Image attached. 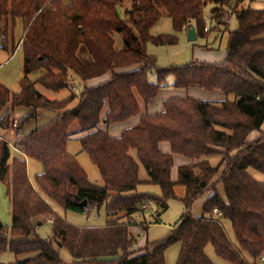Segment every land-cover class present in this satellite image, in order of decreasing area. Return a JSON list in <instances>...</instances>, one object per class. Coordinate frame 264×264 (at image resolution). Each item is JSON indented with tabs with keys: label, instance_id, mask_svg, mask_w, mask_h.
I'll use <instances>...</instances> for the list:
<instances>
[{
	"label": "trees",
	"instance_id": "obj_1",
	"mask_svg": "<svg viewBox=\"0 0 264 264\" xmlns=\"http://www.w3.org/2000/svg\"><path fill=\"white\" fill-rule=\"evenodd\" d=\"M125 1L0 0V20L6 23L0 47L7 49L6 34L13 36L16 21L24 31L20 91L11 92L0 82V130H12L19 149L13 155L9 142L0 138V182L6 187L11 213L10 226L0 221V253L25 255L9 264H166V250L179 244L175 264H214L205 253L211 245L214 254L230 264H264L260 261L264 258V183L250 174L254 169L264 175V7H238L242 0L231 11L229 0H128L129 8L121 13ZM207 5L216 23L224 19L229 25L233 15L238 20V27L228 33L225 60L157 67L147 45L177 44L176 34L192 22L198 37H203ZM165 16L175 34L153 35L152 28ZM81 45L92 63L79 59ZM128 66L137 67L115 72ZM35 71L41 75L31 81L28 76ZM151 72L154 81L149 79ZM108 73V81L85 85ZM169 77L174 89L219 91L226 99L174 96L164 102L163 111L141 114V102L146 106L153 101L169 86ZM36 84L55 92L68 88L70 93L62 100H50ZM105 105L103 125L137 115L139 122L113 137L99 127ZM18 108L28 112L16 119ZM41 110L55 117L20 135ZM252 132L258 136L249 140ZM72 134H80V151L87 154L103 183L91 182L76 155L67 150ZM162 144L169 145V153L162 151ZM175 155L192 162L179 166L173 181ZM213 157H219L218 163L211 164ZM26 158L43 167L34 184ZM139 163L147 171L146 181L139 178ZM144 183L158 186L161 195L138 192ZM176 186L184 187L179 219L163 239L147 242L132 256L136 239L129 224L118 222L119 213L131 215L156 203L160 216L168 209L167 202L177 199ZM203 195L198 217L191 208ZM49 202L79 214L104 207L106 222L98 227L74 225ZM38 217L49 219L50 236L38 234L43 225L35 221ZM222 220L231 223L235 243ZM63 248L72 262L60 258Z\"/></svg>",
	"mask_w": 264,
	"mask_h": 264
},
{
	"label": "rangeland",
	"instance_id": "obj_2",
	"mask_svg": "<svg viewBox=\"0 0 264 264\" xmlns=\"http://www.w3.org/2000/svg\"><path fill=\"white\" fill-rule=\"evenodd\" d=\"M65 3H68L69 0H63ZM239 0H229V11L233 9L236 3ZM247 7L250 6L252 8L260 9L264 7V3L262 0H242L238 7ZM129 8L128 0H126L121 8V13L125 12ZM210 5H207L204 9V16H205V28H204V36L198 37L196 41H189L187 39V30L188 26L183 29V31L176 34L177 36V44L172 45H147V53L148 55H152L156 58V65L159 68L162 67H169V66H179L190 61H200V62H207V63H215L213 61H223L225 58L226 53V46L228 40V33L230 30L236 29L238 27V20L235 15L231 16L229 25H227L224 19L220 20V23H216L210 18ZM17 24L15 25L13 36H10V32L6 34L7 40V49H2L0 47V82L7 86L13 92L20 91V80L24 76L23 71V63L24 57L22 52V37L24 34L22 23L18 20L16 21ZM5 21L0 20V46H2V38H3V31L5 29ZM194 27V22L191 23ZM207 28V31L205 30ZM10 29V27H9ZM197 32V31H196ZM151 33L153 35L157 34H175L173 32V28L168 17H162L152 28ZM198 36V34H197ZM13 38V39H12ZM14 42V43H13ZM116 42L119 44V38H116ZM15 50V52H14ZM79 59L86 64L88 59H90V55L86 51L84 45L79 47L78 51ZM41 75L40 71H35L31 73L28 77L31 81H35ZM149 79L151 81L155 80V73L151 72L148 74ZM172 81V77H169L168 82ZM36 89L45 95L50 100H62L69 95V89H61L59 91H51L43 88L41 85L36 84ZM80 90H76V94H79ZM233 99V96H230ZM28 112L26 108H18L16 110L15 117H20ZM55 117L54 113L51 111H39V115L30 120L25 126L23 127L21 134H26L31 130L45 124L46 122L52 120ZM264 130V123L262 129ZM13 139L16 140V134L12 130L7 131ZM77 135H71L70 140L67 142V150L75 154L84 168L85 172L87 173L89 180L93 183L100 184L103 181L100 179V174L97 168L90 162L87 154L85 152H81V145L77 137ZM19 136V135H18ZM17 136V137H18ZM12 139L9 141L11 143L12 154L16 155L19 149L17 148L15 143H12ZM17 151V152H16ZM131 155L137 160L136 154L134 152ZM27 170H28V177L30 181L33 183L35 182V174L41 172L40 167L42 166L40 162L34 159H27ZM211 164H216L219 161V157H213L211 160ZM43 168V167H42ZM139 178L142 181L148 180L147 171L144 167L139 163ZM250 174L257 180L258 182L264 183V175L260 172L255 171L254 169H250ZM138 192L144 193H151L156 196L161 195V191L158 186L151 185V184H142L139 185L137 188ZM176 195L178 197L184 196V187L177 186L176 187ZM8 196L6 195V187L3 183L0 182V221L10 226L11 224V213L9 207ZM53 204L57 209L60 207L53 202ZM169 208L160 216V223L161 224H154L153 221L150 220L151 225L148 226L147 230L145 231L141 225L135 226L133 232L137 230V233L134 234L137 243H146L148 242H155L163 239L170 231L171 226L178 220L180 215L184 210V206L179 199L169 200L168 202ZM151 206L148 205L147 208L143 209V211H150L152 214L154 213L157 216V210L159 209L156 203H151ZM143 207V206H142ZM148 209V210H147ZM60 215L63 216V213H66V219L74 225L78 226H103L106 222V213L104 207L100 208H93L89 212L85 214H79L75 212H64L60 208ZM126 213L124 211L119 213L118 222L126 221L124 215ZM158 217V216H157ZM139 218V217H138ZM153 220V218L151 217ZM38 220L41 222V225L38 229V234L42 237H47L51 235V225L49 224L50 221L47 218L41 219L38 217L35 221ZM223 225L225 227V231L228 234V237L232 242H236L234 238V233L231 227V223L227 220H222ZM136 245V243H135ZM180 245L174 244L171 245L165 253V260L166 264H175L177 260V255L179 253ZM60 258L65 263L72 262V257L69 251L65 248L60 249ZM206 255L211 259L214 264H230L221 258H218L214 254L213 247L208 245L205 249ZM25 255L15 256L13 253L9 251L1 252L0 253V264H9L10 262L16 259H22Z\"/></svg>",
	"mask_w": 264,
	"mask_h": 264
},
{
	"label": "crops",
	"instance_id": "obj_3",
	"mask_svg": "<svg viewBox=\"0 0 264 264\" xmlns=\"http://www.w3.org/2000/svg\"><path fill=\"white\" fill-rule=\"evenodd\" d=\"M225 58H226V53H225ZM225 58H224V60H225ZM223 61H217V62L213 61V62H215V64H219V63H222ZM90 63H92V58L88 59L86 65L90 64ZM136 67L137 66H128V67H125V68H118V69L115 70V72L117 73V72L132 71ZM110 77H111V74L108 73V74H106L104 76L88 80L85 83V85L87 87H94V86H97V85H99L101 83H104V82L108 81L110 79ZM168 85L169 86L162 88L160 90L158 96L153 101L148 103L146 106H144V104L141 102V104H140L141 105V114L142 113H146V112L149 113V114H156V113H159V112L163 111L164 102L166 100H168L170 97H174V96H178V97H182V98L190 97V98H194V99H198V100L214 101V102H222V101H224L226 99V97L219 91L207 92V91H204V90H202V89H200L198 87H189V88L184 89V90L183 89H174L172 87V81L168 82ZM10 91L13 92L12 90H10ZM75 103H76V101L73 102V104H75ZM107 109H108L107 105H105L103 107L102 112H101V116H100L101 122L99 123V127L102 130L107 131L113 137H119L121 135L122 131H124L125 129H128V128H131V127L135 126L139 122L140 115H137V116H135V117H133V118L127 120V121L122 122V123H116V124H112L110 126H105V125H103L102 120L105 117V113L107 112ZM38 115H39V112H38ZM16 119H18V117H16ZM261 129H262V127H261ZM257 136H258V132H252L249 135V140H253ZM0 138L7 140V142H9L12 139L13 140L12 143L16 144V141L13 139V136H11L5 130H0ZM9 144L11 145L10 142H9ZM161 149H162L163 152H166V153L170 152V147H169L168 144H162L161 145ZM27 159H29V158H27ZM211 159L212 158H210V160ZM77 160H78V158H77ZM191 162H192V160H190V159L184 158V157L179 156V155H175L174 156V164H173V167H172V170H171V179L173 181H176L177 180V174H178V167L182 166V165L190 164ZM40 170L42 172V170H43L42 166L40 167ZM41 172L36 173L35 176L40 174ZM27 173H28V170H27ZM176 187H175V191H176ZM218 190H219L220 194L224 197V190H223V187L221 185L218 186ZM205 197H206V195H203L202 197H200L199 199H197L193 203L192 208H191V212H192L193 215L198 216V217L202 215V204H203V201H204ZM179 198H182V197H178L177 196V199H179ZM51 205H52V207L54 208V210L56 212L61 214L60 211H59L60 208L57 209L53 204H51ZM149 206H151V205H149ZM9 207H10V201H9ZM168 208H169V205H168ZM160 216L157 217L154 213L152 214L150 211L146 212V211H143V210H139V211H136V212L132 213L131 215H124V218L126 220L124 222L129 224L128 230L130 231V233L132 235H134L135 233H137V230H135V233L133 232V229L135 228V226L141 225L144 228V230L146 231L148 226L153 224V223L154 224H161L160 223ZM63 217L66 219V213H63ZM151 217L153 218V220L151 219ZM150 220L153 221V223H151ZM156 221H157V223H155ZM172 226H171V228H172ZM146 243L139 244V243H137V240H136V245H134L131 248V251L134 252V254L132 256H135V255L139 254Z\"/></svg>",
	"mask_w": 264,
	"mask_h": 264
},
{
	"label": "water",
	"instance_id": "obj_4",
	"mask_svg": "<svg viewBox=\"0 0 264 264\" xmlns=\"http://www.w3.org/2000/svg\"><path fill=\"white\" fill-rule=\"evenodd\" d=\"M197 38H198V36H197V32H196L195 27L192 24H189L188 30H187V39L189 41H196ZM84 205H85V202H84Z\"/></svg>",
	"mask_w": 264,
	"mask_h": 264
},
{
	"label": "built area",
	"instance_id": "obj_5",
	"mask_svg": "<svg viewBox=\"0 0 264 264\" xmlns=\"http://www.w3.org/2000/svg\"><path fill=\"white\" fill-rule=\"evenodd\" d=\"M206 31H207V28L205 29ZM16 121L14 122V124H13V127H15L16 126ZM143 208H146V206H144ZM214 213H215V215L217 216V217H219L220 216V214L216 211V210H214ZM261 263H264V258H262L261 260Z\"/></svg>",
	"mask_w": 264,
	"mask_h": 264
}]
</instances>
